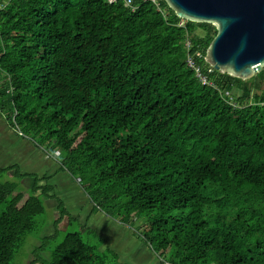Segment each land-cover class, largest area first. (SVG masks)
<instances>
[{"label": "trees", "instance_id": "16d2710c", "mask_svg": "<svg viewBox=\"0 0 264 264\" xmlns=\"http://www.w3.org/2000/svg\"><path fill=\"white\" fill-rule=\"evenodd\" d=\"M0 5V110L38 150L59 155L95 212L136 226L160 264H264V69L249 80L216 70L206 57L218 27L180 26L166 1L165 14L124 0ZM28 176L0 182V264H14L36 231L41 197H57L38 176L21 190ZM72 216L29 264H106L110 251L83 235L96 231Z\"/></svg>", "mask_w": 264, "mask_h": 264}, {"label": "rangeland", "instance_id": "374dc122", "mask_svg": "<svg viewBox=\"0 0 264 264\" xmlns=\"http://www.w3.org/2000/svg\"><path fill=\"white\" fill-rule=\"evenodd\" d=\"M2 83L3 80L0 79V84ZM34 143L33 138L23 135L18 130H13L7 115L0 110V168L13 167L12 170L0 176V182H15L20 173L31 175L20 182L21 190L24 191L33 187L36 178L33 176H38L39 184H49L54 188L50 195H57L55 199H49L47 196L41 197L45 202L46 213L36 217V231L25 239L15 256L14 264H29V260L32 258L30 255L37 247L44 246L45 248L44 243H46V251L52 248L55 240L53 239L50 245L45 240L46 236L51 237L56 231L54 225L57 222V215L55 217V211L51 208H57V204H59L57 199L63 202L66 210H69V213L73 215L72 217L75 216L79 219V223L84 224L88 221L89 228L96 231L98 239L86 231L83 235L91 246L94 245V248L102 245L98 254L110 251L106 253V264H160L161 260L157 253L151 246L142 242L136 226L134 228L124 226L117 219L111 218L101 211L95 212L86 192L71 179L67 172L60 170L59 155L40 151ZM44 176L47 179H42ZM4 210L5 204L0 206V213ZM216 214L217 212L211 211V218H214ZM70 216L67 215L61 220L59 224L61 230L66 229ZM139 223L142 224L143 221ZM69 230H78V224L66 231ZM66 231L60 232L56 239L62 240ZM38 236L44 239L40 240ZM48 257H50L49 253L46 258Z\"/></svg>", "mask_w": 264, "mask_h": 264}, {"label": "water", "instance_id": "95a60500", "mask_svg": "<svg viewBox=\"0 0 264 264\" xmlns=\"http://www.w3.org/2000/svg\"><path fill=\"white\" fill-rule=\"evenodd\" d=\"M178 18L218 27L206 61L249 80L264 69V0H165Z\"/></svg>", "mask_w": 264, "mask_h": 264}, {"label": "built area", "instance_id": "2783aa9c", "mask_svg": "<svg viewBox=\"0 0 264 264\" xmlns=\"http://www.w3.org/2000/svg\"><path fill=\"white\" fill-rule=\"evenodd\" d=\"M112 1H114V0H112ZM124 1H125L126 5L129 6V7H133L134 2H135V0H124ZM142 1H143V2H152V3H154L157 7H159V10H160V11H162V9L160 8V4H161V2H162L163 0H142ZM2 8H3V6L0 5V10H1ZM183 25H184V23H181L180 26H183ZM186 46H187L189 49L192 48L193 44H192V42H191L190 39H187V41H186ZM188 60H189V62H190V64H191V66L194 67V66H195L194 58H193L192 56H189ZM196 72H197V74L200 76V79H201V81H202L203 84H209L207 78L204 77V76L201 74V71H200L199 68H196Z\"/></svg>", "mask_w": 264, "mask_h": 264}, {"label": "clouds", "instance_id": "9594fccd", "mask_svg": "<svg viewBox=\"0 0 264 264\" xmlns=\"http://www.w3.org/2000/svg\"><path fill=\"white\" fill-rule=\"evenodd\" d=\"M136 1H140V2H142V3H145V2H143L142 0H135V2H134V5H133V7H129V6H127L126 5V3H125V5H126V7H128V8H131V10L133 11V12H135L137 9H138V7L139 6H137V5H135V3H136ZM163 1H165V0H163ZM162 1V2H163ZM125 2V1H124ZM161 2V3H162ZM152 3V2H151ZM158 8V10H159V7H157ZM160 8H161V4H160ZM162 9V8H161ZM160 11V10H159ZM160 12H162V13H166V11H165V9H162V11H160ZM182 20V19H181ZM183 22L182 23H184L186 20H182ZM56 198V197H55ZM55 198H50V199H55ZM57 202H58V199H57ZM51 208V207H50ZM51 209H54V213H55V217H56V215H57V217L59 216V218L57 219V217H56V221H59L60 219H62V217L63 218H66V215H61V212H60V210H59V204H57V208H51ZM67 211V210H66ZM39 238H40V240H43L44 238L43 237H40V236H38Z\"/></svg>", "mask_w": 264, "mask_h": 264}]
</instances>
